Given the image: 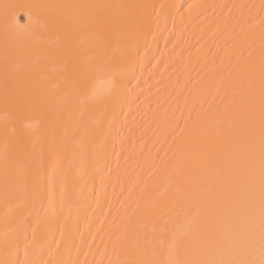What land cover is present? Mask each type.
<instances>
[{"label":"bare ground","instance_id":"bare-ground-1","mask_svg":"<svg viewBox=\"0 0 264 264\" xmlns=\"http://www.w3.org/2000/svg\"><path fill=\"white\" fill-rule=\"evenodd\" d=\"M262 3L0 0V262L119 264L132 258L135 237L151 229L152 222L133 209L162 201H168L166 219L194 220L201 230L181 237L186 251L179 255L156 248L147 259L167 264L186 258L209 237L242 247L246 215L223 160L209 154L208 146L216 136V124L209 117L226 104L249 52L259 61L264 47ZM23 4L110 5L90 11L112 20L113 27L95 25L82 31L81 10L49 9V13H66L63 30L22 31L13 26V9H8L6 29L4 6ZM14 11L19 24H26L25 10ZM6 47L12 52L22 50L10 62L7 85L2 71ZM52 49L66 51L59 59H43L41 53ZM30 64L40 67L41 75L58 76L67 69L81 79L111 81V95L78 106L70 122L66 117L58 120L44 114L42 99H25L27 85L18 77ZM42 83L46 94L53 95L57 80ZM200 113L204 116L198 120ZM29 124L32 128L26 127ZM223 127H228L227 120ZM37 128L57 149L51 204L46 191L47 146L39 162L25 166L26 153H41L34 134ZM5 134L14 157L7 184ZM170 158L172 164L162 165ZM176 164L183 171L178 184ZM193 189L198 193L193 195Z\"/></svg>","mask_w":264,"mask_h":264},{"label":"snow or ice","instance_id":"snow-or-ice-1","mask_svg":"<svg viewBox=\"0 0 264 264\" xmlns=\"http://www.w3.org/2000/svg\"><path fill=\"white\" fill-rule=\"evenodd\" d=\"M113 7L110 5H49V4H23L5 5V24L8 25V9H13L11 21L18 30L29 31L43 29L49 32L63 30L67 23L64 12L49 13V9H77L80 11V29L87 31L95 25H104L109 30L113 27V21L96 17L91 14L92 9ZM122 7V6H120ZM152 7L155 5H144ZM161 7H164L161 5ZM190 7H192L190 5ZM264 10V3L261 5ZM15 9L25 10L27 23L20 25L16 20ZM35 10V12L33 11ZM262 40H264V22H262ZM65 49L45 50L41 53L42 58L59 59L65 54ZM22 54V50L10 51L7 47L3 53V77L5 84L10 78V62L14 55ZM26 55V53H25ZM139 55V53H137ZM244 64L237 72L233 91L227 97L226 104L222 108L210 113V119L216 124V136L211 141L209 154L217 159H222L232 178L239 206L246 215L245 242L242 247L226 246L213 237L195 247L186 258L169 260L167 264H264V47L261 48L259 61L253 58L251 52L244 58ZM221 63H224L223 58ZM27 85L25 99L40 98L44 105V114H51L58 120L67 118L70 122L72 114L78 110V106L86 101L102 102L106 95H111V81L96 78L81 79L79 74H73L65 69L58 76L41 75V69L35 65H29L27 72L18 77ZM56 79L52 84L53 95L48 96L43 87V81ZM215 99V97H213ZM222 99H224L222 97ZM81 110V115H82ZM204 113H200L197 119H201ZM225 120L228 127H223ZM32 128V125H26ZM184 129H181L183 133ZM37 140L41 143V153L35 151L26 153L25 166H30L33 161L39 162L45 146L48 148L49 170L47 173V198L51 204L56 189V161L57 149L54 144L49 145L39 129L34 130ZM10 140L5 134L4 138V167L5 182L7 184L9 166L14 157L9 154ZM180 145H178V148ZM176 156V153H173ZM183 159V157H181ZM172 159L162 160V165L172 164ZM177 172V184L183 177V171L179 164L175 165ZM43 180V177H40ZM41 188L43 185L41 184ZM199 189H193V195ZM63 195V193H62ZM140 212L143 220H150L151 229L140 232L133 240L132 258L119 262V264H160L155 259H147L149 252L155 254L156 248L166 251L168 255H179L186 251L180 241L182 236L189 232H200V226L193 221L177 223L175 219H166L169 211L168 201H162L158 206H149L140 209L137 205L133 213ZM169 225L165 227V225ZM147 229V224L141 225ZM35 231V230H34ZM63 235V230H61ZM6 244L9 243L7 234ZM59 247L58 241H53ZM153 245L156 247L154 248ZM27 247V245H26ZM230 247V250H228ZM27 255V253H25ZM52 253L50 252L49 255ZM3 264V262H0ZM12 264H25L15 261ZM42 264H60L55 260H44ZM72 264H77L73 261ZM100 264V262H97ZM111 264V262H110Z\"/></svg>","mask_w":264,"mask_h":264}]
</instances>
